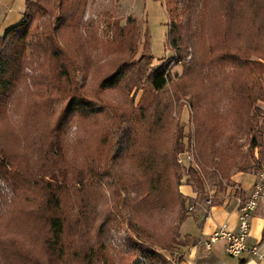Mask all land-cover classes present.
Returning a JSON list of instances; mask_svg holds the SVG:
<instances>
[{"label":"rangeland","instance_id":"374dc122","mask_svg":"<svg viewBox=\"0 0 264 264\" xmlns=\"http://www.w3.org/2000/svg\"><path fill=\"white\" fill-rule=\"evenodd\" d=\"M202 5L203 2L199 1V7ZM250 16L251 10L243 7L241 25L247 23ZM130 18L139 26V44L129 50L126 39L119 38L116 29L125 27ZM48 20L57 30L58 43L65 53L60 62L65 65L70 79L67 80L56 65V59L42 58L43 51L37 53V64L35 61L25 63L23 77L7 106L6 118L0 122V143L8 151L34 162L41 153L36 138L58 124L71 95L78 94L90 101V108L96 113L90 117L77 114L61 130L71 167L67 163L57 176L69 184L75 183L76 178H82L88 185L95 183L96 189L90 194L99 198L95 204L99 212L98 222L105 219L113 205L109 185L121 188L118 181L122 179L130 188V174H139L132 155L136 154L138 159L148 156L153 145L171 158L167 149L174 146L178 128L183 131V137L179 139L183 147L177 158L180 159L181 154L184 156L183 162H178L181 166L180 184L175 183L173 187L185 198L187 208L194 204L186 195L191 192L190 187L198 191L194 180L196 173L204 181V192L209 194L210 190H216L221 198L240 192V186L233 179L239 172L258 176L249 197L257 186L264 191V114H261L260 130L253 141L235 122L230 111V98L223 85L218 91L212 87L204 90L209 82L200 81L198 73L185 77L184 62L191 60L193 50L189 49L184 62L177 58L168 39L170 22L166 0H83L76 21L79 38L73 35V25L62 26L63 19L57 10L32 22L28 41L30 35L41 30ZM204 28L202 33L207 39L211 33L210 25L207 23ZM25 53L27 59L34 54L29 44ZM121 64L124 76L119 84L103 88L102 79ZM159 68L167 71L169 79L162 91L154 89L151 76ZM33 103L37 105L35 108ZM258 106L264 110V102L259 101ZM199 119L208 127L219 129L218 154L209 149L203 155L199 153L196 141ZM189 155L192 159L188 158ZM86 156L95 157L96 162L89 163ZM116 156L118 161L110 162ZM0 189L2 193L12 194L5 182L0 181ZM118 193L120 196H115L123 202L127 192L118 190ZM176 213L175 209L157 214L155 230L164 233V226L174 220ZM123 214L119 218L121 224L109 219L113 227L105 236L108 249L96 264H107L109 258L110 264H147L138 253L140 242L128 228V214L125 210ZM176 239L172 250L162 251L172 264L178 262L180 256L177 252L183 241L180 234Z\"/></svg>","mask_w":264,"mask_h":264},{"label":"trees","instance_id":"16d2710c","mask_svg":"<svg viewBox=\"0 0 264 264\" xmlns=\"http://www.w3.org/2000/svg\"><path fill=\"white\" fill-rule=\"evenodd\" d=\"M199 1L203 2L202 7H199ZM82 5L83 0H36L35 3L26 0L23 18L0 36V122L5 120L7 106L23 77V66L33 61L37 64L40 51L44 52L43 59H56V65L66 79H70L65 65L60 62L65 53L50 20L41 30L34 31L29 41L27 38L34 20L57 10L63 19L62 26L73 25V35L79 38L76 21ZM166 6L170 22L168 39L177 58L184 62L189 49L193 50L191 60L184 62L185 77L198 73L200 81L209 82L204 90L212 87L218 91L223 85L230 98V111L235 122L248 138L255 141L261 114H264L258 106L259 101L264 102V0H166ZM243 7L251 10V16L241 25ZM207 23L211 33L205 39L202 32ZM116 34L126 39L129 50L139 44V26L135 19L130 18L125 27L117 28ZM27 44L36 53L29 59L25 53ZM122 66L102 79L103 88L119 84L124 76ZM151 76L154 89L164 90L169 80L167 71L159 68ZM36 106L32 104L33 108ZM90 107L92 105L85 97L71 95L58 124L36 138L41 153L34 162L11 153L0 143V181L5 182L12 192L8 195L0 189V264H96L108 249L105 236L113 227L109 219L121 224L119 218L124 216V210L128 214V228L140 242L138 253L145 262L172 264L162 251L173 249L179 229L189 213L185 198L173 187L175 183L180 184L181 166L177 154L183 147L179 142L183 131L177 129L174 146L167 149L171 158L153 145L148 156L138 159L136 154L132 155L139 174H130V188L122 179L118 181L121 188L109 185L113 205L99 223L95 205L99 198L90 194L96 189L95 183L88 185L82 178H76L75 183L69 184L57 176L67 163L71 167L61 130L77 114L84 117L95 114ZM218 118L219 115L216 120ZM199 122L196 131L199 153L203 155L209 149L218 154L219 129L208 127L200 119ZM118 158L116 156L110 162H116ZM85 159L89 163L96 162L95 157L86 156ZM59 164L61 168L57 167ZM194 180L198 192L205 194L201 175L196 173ZM118 190L127 192L123 202L115 196L119 194ZM175 209L174 220L164 226V233H158L155 230L156 215ZM181 260L179 257L177 264ZM107 264H110V258Z\"/></svg>","mask_w":264,"mask_h":264},{"label":"crops","instance_id":"0c3cea01","mask_svg":"<svg viewBox=\"0 0 264 264\" xmlns=\"http://www.w3.org/2000/svg\"><path fill=\"white\" fill-rule=\"evenodd\" d=\"M25 11L26 0H0V36L19 23ZM233 179L240 186V192L223 198L216 190H210L209 194H201L190 187L191 192L186 195L189 201L194 202L192 204L194 209L189 210L186 220L179 229L183 240L177 252L182 259L179 264H264V256H252L248 251L238 257H230L226 253L223 240L214 243L210 250L203 244V241L207 240L220 225L226 224L233 231L239 229L237 198L249 197L258 176L239 172ZM217 197L219 199H216ZM208 198H212L211 205L205 202ZM247 244L249 247L259 246L260 252L264 255V197L260 199L253 214Z\"/></svg>","mask_w":264,"mask_h":264},{"label":"built area","instance_id":"2783aa9c","mask_svg":"<svg viewBox=\"0 0 264 264\" xmlns=\"http://www.w3.org/2000/svg\"><path fill=\"white\" fill-rule=\"evenodd\" d=\"M184 154L180 155L178 159L179 163L183 162ZM189 159L192 157L189 155ZM185 159V157H184ZM264 197V191H262L260 186H257L256 190L248 199H244L239 196L238 199V212H239V229L238 231H233L228 228L226 224L220 225L217 229L208 237L207 240L203 241V244L207 250L212 248V245L218 241H225V250L230 257H238L243 252H250L252 256L263 257V253L260 252L259 246L249 247L247 244V238L251 229V220L253 214L258 206L260 199ZM208 205H211L212 198L205 200ZM194 205L189 207V210H193Z\"/></svg>","mask_w":264,"mask_h":264}]
</instances>
